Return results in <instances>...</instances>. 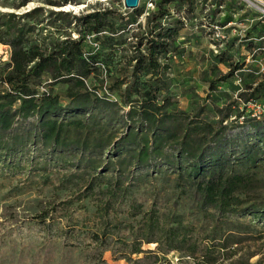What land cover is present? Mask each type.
Listing matches in <instances>:
<instances>
[{"label":"trees","instance_id":"16d2710c","mask_svg":"<svg viewBox=\"0 0 264 264\" xmlns=\"http://www.w3.org/2000/svg\"><path fill=\"white\" fill-rule=\"evenodd\" d=\"M221 1L211 2L213 10ZM45 2L56 6L50 10L59 21L56 31H44L40 6L22 13L0 10V43L9 47L0 70V158L31 143L59 153L74 150L77 167L98 170L87 189L100 186L102 172L114 169L110 186L100 187L109 192L107 203L124 198L134 177H147L148 167L167 163L178 196H187L190 214L201 220L184 221V213L174 210L162 217L142 213V230L128 244V252L143 253L134 259L139 263L149 254L159 259L158 252L176 251L178 264H260V259L249 260L255 252L243 251L242 244L264 236V196L256 184L264 170V116L250 112L239 121L234 114L243 115L245 105L239 110L236 102L233 114L229 102L216 99L183 109L164 77L168 63L163 59L180 56L187 41L185 21L164 18L173 17V11L195 16L196 0H154L144 25L138 22L134 28L143 7L130 11L122 3L76 15L60 7L78 0ZM232 5V0L225 2L223 21L230 20ZM256 25L263 31L264 17H257ZM87 34L96 43L89 49ZM121 49L130 53L122 55ZM229 56L215 53L214 65L228 64ZM223 77L206 74L204 80L213 90ZM55 85L64 88L58 92ZM246 85L251 90L236 95L241 103L264 98V80ZM21 121L27 122L20 127ZM245 121L253 133L239 142L228 130ZM129 167L146 172L129 175ZM101 230V236L90 237L106 246ZM151 242L157 249L143 246Z\"/></svg>","mask_w":264,"mask_h":264},{"label":"rangeland","instance_id":"374dc122","mask_svg":"<svg viewBox=\"0 0 264 264\" xmlns=\"http://www.w3.org/2000/svg\"><path fill=\"white\" fill-rule=\"evenodd\" d=\"M78 1L77 4L67 3L65 9L79 15L87 8H118L122 4V0ZM212 1L196 0L195 16L173 11V17L164 18L168 22L181 17L187 24L185 49L180 56L163 59L168 63L164 77L176 91L179 106L183 109H190L192 103L202 104L216 99L219 104L229 102L228 110L233 114L236 102L239 110L245 105L243 115L234 114L239 121L250 112L263 117L264 98L241 103L236 95L239 91L251 90L246 84L255 85L264 80V30L261 31V25L252 26L257 17L264 16L249 0H232L230 20L223 21L224 5L229 0L221 1L220 8L214 10ZM19 2L21 0H0V10L22 13L40 6L44 31H56L59 21L53 20L54 14L50 12L56 6L45 0H25L24 4L15 7ZM141 7L142 13L132 23L133 28L138 22L144 25L148 12L154 8V0H139L135 8ZM220 20L223 22L219 23ZM69 31L72 36H77V32ZM92 38L93 35H85L87 48L95 46ZM221 51L226 56L230 54L228 64L215 66L214 54ZM129 53L128 49L120 52L122 55ZM8 55L9 47L0 43V70L1 61ZM206 74L226 76L217 82V88L209 90L204 80ZM63 88L64 85H55L58 92ZM209 114V117L213 115ZM26 122L21 121L19 126ZM228 131L239 142L250 138L248 134L253 133L248 121L231 126ZM74 154V150L59 153L39 143H31L14 156L0 158V264H178L180 253L176 251L158 252L159 259L149 254L139 263L134 258L143 253L128 252L134 233L138 236L142 230V213L152 211L162 217L174 210L184 213V221L198 223L201 220L193 219L195 215L190 214L191 201L187 196H178L174 172L169 165L157 162L148 167L147 177H134L130 192L125 193L124 198L107 203L109 192H101L100 189L110 186L107 182L110 175H115L114 169L109 167L102 172L104 177L100 179V186L87 189L89 179L98 170L77 167L71 158ZM129 168V175L140 176L146 172V169ZM73 172L74 175L69 176ZM260 177L256 182L257 192L264 196V170ZM102 227L107 235L106 246L90 237L92 233L101 236ZM156 245L151 242L143 246L155 250ZM242 246L243 251L255 252L250 261L260 259V264H264V236L245 241ZM123 253L129 257H120Z\"/></svg>","mask_w":264,"mask_h":264},{"label":"built area","instance_id":"2783aa9c","mask_svg":"<svg viewBox=\"0 0 264 264\" xmlns=\"http://www.w3.org/2000/svg\"><path fill=\"white\" fill-rule=\"evenodd\" d=\"M260 12L261 16H264V0H249Z\"/></svg>","mask_w":264,"mask_h":264},{"label":"water","instance_id":"95a60500","mask_svg":"<svg viewBox=\"0 0 264 264\" xmlns=\"http://www.w3.org/2000/svg\"><path fill=\"white\" fill-rule=\"evenodd\" d=\"M122 3L125 8H135L137 7L139 0H122Z\"/></svg>","mask_w":264,"mask_h":264},{"label":"bare ground","instance_id":"6f19581e","mask_svg":"<svg viewBox=\"0 0 264 264\" xmlns=\"http://www.w3.org/2000/svg\"><path fill=\"white\" fill-rule=\"evenodd\" d=\"M60 8H62V9H64V10H65V8H66V7L64 6V7H60Z\"/></svg>","mask_w":264,"mask_h":264}]
</instances>
